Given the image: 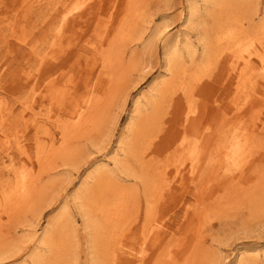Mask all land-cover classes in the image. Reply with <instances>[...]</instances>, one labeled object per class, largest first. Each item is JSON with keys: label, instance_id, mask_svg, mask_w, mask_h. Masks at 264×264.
Listing matches in <instances>:
<instances>
[{"label": "bare ground", "instance_id": "obj_1", "mask_svg": "<svg viewBox=\"0 0 264 264\" xmlns=\"http://www.w3.org/2000/svg\"><path fill=\"white\" fill-rule=\"evenodd\" d=\"M40 1L45 0L36 1L37 5ZM199 1L204 6L201 12L198 0L187 2L185 23L191 14H207L211 5L217 6L223 0ZM90 15L62 11L48 14L46 27L53 33L49 35L47 52L43 48V54L36 57L29 48L27 55L37 58L35 74L21 70L16 77L18 89L25 92L20 102L22 110L14 115L12 108L0 102V182L9 188L3 203L12 218L37 193L38 179L35 181L28 171L35 165L27 154L26 141L33 142L37 163L46 165L58 151L72 150L71 145L79 139H94L102 124L103 110L127 79L128 68L117 62L118 44L123 43L131 28L125 22L113 34H105L107 41L91 53V59L85 60L87 73L79 84L61 85L62 78L57 75L72 51L60 60L55 56L66 52L67 33ZM127 19L125 16L124 21ZM23 44L25 40L20 38L22 51ZM174 51L177 49L172 46L165 53L166 64ZM201 57L204 69H219L218 80L209 82L203 79L209 76L204 75L189 80L178 78L179 82L174 78L166 83L158 104L154 103L151 116L145 120L150 127L147 135L141 145L131 150L132 154L136 151L133 163L122 162L123 172L143 178L142 194L119 191L112 180L105 178L110 173L107 164L101 166L104 174L99 178H104L106 184L92 197L88 208L97 220L94 226L103 230L98 238L103 264H177L182 258L195 261L204 227H211L208 220L224 191V203H232L235 194L246 195L251 209L263 208L264 9L261 21L252 28L249 24L243 28L237 20H215L206 32ZM80 63L76 60L77 68ZM227 63L230 65L225 67ZM42 107L43 113L39 112ZM7 119L13 124H25L23 131L8 133L13 126H7ZM158 154L164 155L162 161L154 159ZM254 202L257 203L252 207ZM86 215L88 212H84ZM178 230L187 231L188 243L170 249L172 242L168 238ZM49 242L56 241L44 235L40 244ZM62 247L55 245L37 252L41 247L36 246L31 261L38 259L36 253L56 256ZM160 252L164 258L157 262L155 256ZM259 252L255 259H264V248ZM4 253L0 248V256ZM245 263L246 258L238 262Z\"/></svg>", "mask_w": 264, "mask_h": 264}, {"label": "rangeland", "instance_id": "obj_2", "mask_svg": "<svg viewBox=\"0 0 264 264\" xmlns=\"http://www.w3.org/2000/svg\"><path fill=\"white\" fill-rule=\"evenodd\" d=\"M36 1L39 0H0V102L12 108L14 115L22 110L20 102L25 95L18 89L17 75L21 70L35 74L37 58L28 56V49L32 48L36 57L43 54V48L44 53L47 52L49 35L53 33L46 27L48 14L58 11L92 14L67 33L66 52L55 56L60 60L72 51L71 58L64 61L57 75L58 79L62 78L61 85L79 84L87 73L85 60L91 59V53L100 43L107 41L106 37L125 22L131 28L123 43L118 44L117 62L128 68L129 73L123 88L112 96L103 110L102 124L94 139H79L71 145L72 150L58 151L46 165L37 163L33 158V142L26 141L27 154L35 165L28 171L30 177L38 179L35 183L37 193L12 218L7 215L3 203L9 188L0 182V248L5 250L0 264H103L98 245L103 230L94 226L93 221L97 220L88 208L92 197L106 184L104 178L101 181L99 178L104 174L101 166L107 164L110 173L105 178L112 180L119 191L142 194L143 178L123 172L122 162L133 163L136 151L132 154L131 150L136 144L141 145L147 135L150 127L145 120L151 116L154 103L158 104L165 84L174 78L179 82L178 78L189 80L204 75L209 76L203 78L209 82L218 80L219 69H204L201 57L206 32L219 19L240 21L243 28H247V24L251 28L256 26L263 17L264 0H223L217 6L211 5L207 14H191L188 23L184 22L183 14L187 2L194 0H45L39 5ZM47 2L49 4L44 5ZM197 6L198 12L203 11L199 0ZM125 16H128L127 21H124ZM20 38L25 40L24 51L19 47ZM172 46L177 51L166 64L165 53L171 51ZM76 60H80V68L76 67ZM39 112H45V107ZM7 121V126H13L8 133L23 131L25 124L22 122ZM163 158L164 155H154L157 161ZM224 193L218 196L208 220L211 227H204L197 259L186 261L182 258L177 264H238L242 258H246L245 264H264L263 257L255 259L264 248V199L263 208H255L256 211L251 209L246 195L235 194L231 197L232 203H224L226 199L221 198ZM84 212L88 215L83 216ZM44 235L59 243L41 245ZM187 238V231L178 230L168 238L172 242L170 249L186 245ZM55 245L63 246L57 257L54 253H36L38 259L31 261L36 246L41 247L37 250L40 252ZM163 258L161 252L155 256L157 262Z\"/></svg>", "mask_w": 264, "mask_h": 264}]
</instances>
